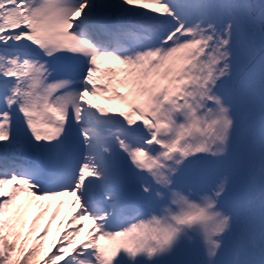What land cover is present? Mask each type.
I'll return each instance as SVG.
<instances>
[{"label":"snow or ice","instance_id":"snow-or-ice-1","mask_svg":"<svg viewBox=\"0 0 264 264\" xmlns=\"http://www.w3.org/2000/svg\"><path fill=\"white\" fill-rule=\"evenodd\" d=\"M0 264H264V0H0Z\"/></svg>","mask_w":264,"mask_h":264}]
</instances>
